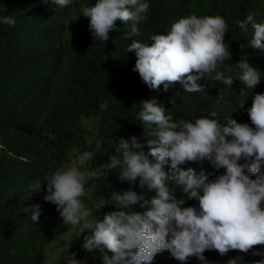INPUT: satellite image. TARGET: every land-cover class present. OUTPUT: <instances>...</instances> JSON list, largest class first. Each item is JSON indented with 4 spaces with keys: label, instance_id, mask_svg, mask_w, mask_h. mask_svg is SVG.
Listing matches in <instances>:
<instances>
[{
    "label": "trees",
    "instance_id": "trees-1",
    "mask_svg": "<svg viewBox=\"0 0 264 264\" xmlns=\"http://www.w3.org/2000/svg\"><path fill=\"white\" fill-rule=\"evenodd\" d=\"M95 2L74 0L61 7L42 0H0V16L11 15L16 21L14 26L0 23V264H48L47 252L63 230H72L70 245L75 250L71 254L80 253L81 264H103L104 253L99 249L80 251L87 235L84 230L76 242L81 224H64L55 205L43 200L45 191L27 193L32 182H43L46 175L74 162L85 151L94 154L85 167L99 170L116 155L119 139L136 136L143 144L144 135L154 131V126L150 129L138 119L141 101L155 99L174 122L210 118L227 124L233 119L253 127L247 109L255 93L264 94V50L249 46L254 30L248 24L247 32L243 31L237 21L251 14L256 23L264 24V0H146L150 6L147 19L136 25L139 35L128 36L132 22L117 20V30L110 31L106 42L93 39L89 18L81 16V7ZM193 14L225 20L224 44L230 59L219 70L234 79L231 89L201 79L198 83L204 87L200 92L189 93L179 83L170 85L168 91L163 85L159 91L150 90L132 70L136 56L127 52L128 46L133 40L150 45L153 35H166L172 23ZM242 61L260 72V83L254 89L240 80ZM142 150L147 153V146ZM169 167L165 165L164 170ZM189 167L197 174L203 171L208 178L213 174L207 159L181 165L183 170ZM138 184L139 178L134 185L120 182L117 170L90 181L85 185L87 194L81 197L92 210L89 219L102 220L106 213L119 210L109 200L113 192L131 188L137 194L155 196L147 186L140 189ZM168 184L177 197L176 186L171 181ZM33 204L42 209L35 223L31 212L24 211ZM133 210L146 209L137 204ZM105 252L111 257L112 253ZM243 254L230 251L220 256L206 251L204 256L206 264H227L238 256L243 257L239 264H249ZM152 264L181 262L165 250L155 255ZM186 264L205 262L190 257Z\"/></svg>",
    "mask_w": 264,
    "mask_h": 264
},
{
    "label": "clouds",
    "instance_id": "clouds-1",
    "mask_svg": "<svg viewBox=\"0 0 264 264\" xmlns=\"http://www.w3.org/2000/svg\"><path fill=\"white\" fill-rule=\"evenodd\" d=\"M42 2L67 7L74 0ZM149 6L146 0H96L80 11L89 18L93 39L106 42L110 31L117 30V20L132 22L128 36L139 35L136 25L147 19ZM15 22L11 15L0 16V23L14 26ZM237 24L245 32L251 24L254 32L249 46L264 50V24L256 23L251 14ZM227 27L219 16L179 18L166 35H153L150 45L132 41L127 48L136 56L132 70L150 90L159 91L163 85L168 91L170 85L179 83L189 93L200 92L204 87L198 83L201 79L231 89L234 79L219 70L230 59L224 44ZM239 67L243 70L240 80L254 89L260 83V72L247 61L240 62ZM140 106L138 119L150 129L154 126V131L144 135L143 144L136 136L119 139L116 155L99 170L85 167L94 155L85 151L74 162L46 175L43 182H32L27 196L45 191L43 200L55 205L64 224L83 222L87 235L82 248L88 252L99 249L104 253L103 264H152L155 255L165 250L181 264L190 257L206 264V251H216L220 256L239 251L249 264H264V94L255 93L247 109L253 127L233 119L227 124L210 118L174 122L155 99L143 100ZM145 145L147 153L142 150ZM206 159L213 170L209 178L203 171L197 174L194 168H181L187 162ZM165 165H170L167 172ZM112 170H117L120 182L129 185L139 178L138 187L147 186L155 196L149 198L131 188L113 192L109 200L119 210L106 213L102 220H90L92 210L81 200L87 194L85 185ZM169 181L176 186L177 197ZM137 204L146 210L134 211ZM24 211L31 212L35 223L42 209L33 204ZM75 256L68 255L66 264H81ZM242 259L238 256L227 264H239Z\"/></svg>",
    "mask_w": 264,
    "mask_h": 264
},
{
    "label": "rangeland",
    "instance_id": "rangeland-1",
    "mask_svg": "<svg viewBox=\"0 0 264 264\" xmlns=\"http://www.w3.org/2000/svg\"><path fill=\"white\" fill-rule=\"evenodd\" d=\"M82 224L77 228V236H76V242L80 239L82 236ZM72 230H63L59 231L53 240L50 250L47 252V262L48 264H66V258L68 255L71 254L72 250H75V246H71L70 242H72L71 233ZM72 247V248H71ZM84 249H81L80 251H83ZM88 255V253H87ZM75 258L78 261H84L82 259V255L79 253V255H76Z\"/></svg>",
    "mask_w": 264,
    "mask_h": 264
}]
</instances>
